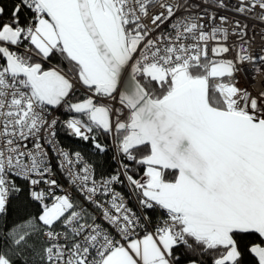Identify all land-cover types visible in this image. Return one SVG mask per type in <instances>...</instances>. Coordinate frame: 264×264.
<instances>
[{
    "label": "snow or ice",
    "instance_id": "snow-or-ice-1",
    "mask_svg": "<svg viewBox=\"0 0 264 264\" xmlns=\"http://www.w3.org/2000/svg\"><path fill=\"white\" fill-rule=\"evenodd\" d=\"M0 264H264V0H0Z\"/></svg>",
    "mask_w": 264,
    "mask_h": 264
}]
</instances>
